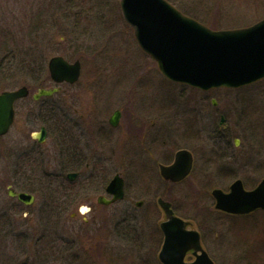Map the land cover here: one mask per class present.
Segmentation results:
<instances>
[{"label": "rangeland", "instance_id": "obj_1", "mask_svg": "<svg viewBox=\"0 0 264 264\" xmlns=\"http://www.w3.org/2000/svg\"><path fill=\"white\" fill-rule=\"evenodd\" d=\"M167 1L185 15L215 30L247 27L264 18V0ZM39 21L40 26L43 24L45 37L34 45L30 42L29 32L31 24H39ZM132 30L123 19L120 0H0V93L28 86L33 94L40 88L54 87L52 82L45 81L49 77V59L61 55L70 62L80 60L84 94L79 97L81 103L77 105L109 106V115L120 107H134L136 121L141 123L142 120L139 125L148 126V129L154 120L153 146L134 141L121 145L113 142L106 147L112 154L104 160L93 162L89 169H85L84 162L81 168L90 174L99 170L102 176L123 172L127 198L122 204L126 208V220L131 222L134 216L141 233L151 231L149 222L163 219L157 205L158 197H162L173 202L180 215L192 218L198 224V214L204 212L207 219L203 226L205 232L211 235L223 233L227 239L222 253L235 254L229 251L234 249L230 247L234 243L238 255L249 258V261L241 264H251V254L244 241L251 239L259 241V245L264 243L263 227L260 226L259 235L252 237L249 219L218 212L210 191L214 187H227L237 178L250 186L253 182L258 183L263 176L259 171L250 172L248 163L250 159L264 158V81L247 87L206 93L205 119L199 120L195 115V108L199 104L197 94L188 85L164 78L152 59L138 46ZM35 31L31 35L32 40L38 36ZM27 62L33 64L32 71L24 66ZM60 89L62 93L46 100L37 103L21 100L16 104L15 124L8 134L0 137V209L13 204L7 193L9 185L21 183L13 180V168L19 165L17 157L13 160L10 155L13 143L17 146L21 144L14 135L17 132L20 134L23 129L29 131V122H32L31 130H35L45 120L54 121L52 116L56 112L55 102L58 99L65 100L61 106L73 105L72 95L80 87L64 84ZM213 98L217 100L216 106L212 104ZM57 105L60 106V103ZM51 110L53 113L48 116ZM219 111L225 114L224 131L228 140H200L199 127L205 125L206 135L211 134L212 128L219 125ZM13 138L19 142H13ZM235 139H238V146L234 144ZM178 148L194 151L196 166L192 175L181 183L165 182L160 177L157 163L163 162L165 152H174ZM217 148L220 153L235 154L237 158H223L219 165L204 161ZM46 160L47 172L54 175L58 170L56 160ZM36 176L42 177L39 167ZM48 179L54 180L53 177ZM43 183L45 185V179ZM140 200L145 204L135 208L134 203ZM15 216L16 232L12 237L20 238L17 231H21L19 228L22 227L30 236L26 239L30 256L18 258L20 242L15 239L14 259L17 260L14 264H94V257L83 251L84 248L77 256L66 252L61 254L56 249L55 239L51 244L47 242L45 255L40 257L39 234L42 225L38 216ZM233 238L236 240L233 241ZM126 252L122 258L101 260L103 264H108L109 260L111 264H141L142 260L152 264L147 261L150 259L147 256L140 257L133 245L130 250L127 244ZM226 260L228 262L224 261L223 264H234L232 258L227 257ZM233 260L236 261L234 257Z\"/></svg>", "mask_w": 264, "mask_h": 264}, {"label": "flooded vegetation", "instance_id": "obj_2", "mask_svg": "<svg viewBox=\"0 0 264 264\" xmlns=\"http://www.w3.org/2000/svg\"><path fill=\"white\" fill-rule=\"evenodd\" d=\"M81 77L82 76H80V79ZM80 79L74 84H68L80 87V90L72 95V98H74L73 105L61 106V103L65 100L63 98L58 99V101L55 102L56 112L53 113V110H51L49 111L50 115H48L51 116L53 113L54 116H52V118L54 121L45 120L44 123L35 130H31L30 124L32 125V122H29V128L27 129L29 131L23 129L20 134L17 132L14 135L15 138L17 137L21 141V144L17 146L16 143H13L12 146L10 157H12L13 160L17 157L19 165L18 168H13V180L15 182L21 181V183H19V185L15 184L14 186L9 185L7 193L13 204L0 209V242L5 243H0V264H14L16 259H14L15 239L20 242L18 258L23 255L30 256L29 246L26 240L30 238V236L23 231L22 227L19 228L21 231H17V235L20 238L12 237L16 232L14 228L17 220L16 214H20L23 217L30 216L32 218L38 216L42 225L39 234L40 257L42 258L45 255L44 252H46V248H48L47 242L51 244L55 239L56 249L61 254L66 252L77 256L79 251L84 248L83 251H87L88 254L94 257V264H103L101 259H110L109 257L114 259L122 258L127 253V244H129L130 250H132L133 245L135 252H137L140 257L144 255V257L147 256L150 258L147 260L149 263L154 264L155 256L156 264H164L160 259V254L165 242L162 223L167 219L166 212L161 208L158 201L157 205L159 211L163 213V219L160 222L155 220L153 223L150 220L151 223L149 222V224H151L152 227L151 231L141 233L137 225V219L132 216V214V221L128 222L126 220L127 212L125 206L122 204L124 199L127 198L126 180L123 172L119 171L113 176H102L99 170H96L97 172L93 171L91 174L85 172V169L90 168V164L92 165L95 161L104 160L106 156L112 154L110 149L106 147L112 145L113 142L121 145L122 143L125 144L129 141H134L139 142L141 145L149 143L153 146L154 120L151 121L149 124L150 128L148 129V126L143 127L139 125L140 121H136L134 107H120L113 110L109 115V106L77 105L78 102L81 103L79 97L84 94L82 91L84 81ZM262 81H264V79L252 85ZM64 84L67 83L56 85L58 91L55 94L62 93L60 86ZM190 89L198 96L199 104L195 108V115L199 120H201V118L202 120L205 119L204 105L206 93L215 90H226V88L201 90L193 87H190ZM35 94H37V91L32 94L31 90H29L28 96L18 100L16 104L21 100H26L29 103H37L53 96L36 99L34 97ZM30 97L31 99H29ZM57 103H60V106H58ZM212 104L214 106L217 105V100L215 98L212 99ZM44 110L47 109L44 108ZM117 114L118 116L115 119L114 116ZM218 114L220 117L219 125L212 128V133L207 134L209 137L206 135V126L203 125L199 127L200 140L205 141V139H210L219 142L228 140V136L224 131L226 129L224 125L225 114L222 111H219ZM142 122L141 120V123ZM143 131L145 132L144 134ZM15 141L19 142L14 139L13 142ZM237 141L238 139L234 141L236 146H238ZM18 149L22 150L19 151ZM180 150H188L192 154L191 171L182 181L192 175L196 166V154L188 148H178L174 152H165L163 162L157 163L160 177L165 182H182L167 180L161 174V166L171 165L175 161L177 152ZM151 152L152 156H154V150ZM220 152L221 151L217 148L216 151L212 152L204 161L211 164L217 163V165H219L223 161V158L227 160H235L237 158L235 154ZM113 154L114 156L117 155L116 153ZM46 159L56 160L58 170L54 175L53 173L47 172V166L45 167ZM260 159L261 158L250 159L248 163L250 172L256 173L259 171L263 173L258 183L253 182L252 185L249 186L245 184L241 178H237L227 187H214L210 191L212 198H214L213 191L215 189H221L225 193L230 192L231 185L236 180H241L246 190H254L264 180V158ZM158 160L159 159H157V161ZM87 161L89 163H87ZM84 162H86L85 169H82V163ZM37 167H39L42 172V177L40 178L36 176ZM152 169L154 170L153 166ZM73 174L75 176L73 179H70L69 175ZM116 175H119L124 180L123 196L117 199H115L114 193L108 191L109 184ZM43 177L45 179V185L43 183ZM52 177L54 180L49 181L48 178ZM79 181H81L80 184H78ZM11 191L13 194H11ZM14 193H26L31 195L32 198L28 197L26 199L27 201H22L18 198V195ZM40 199L42 201L39 203L38 201ZM166 201L170 202L173 214L186 222L185 230L196 231L198 233V235H191V237L185 240L177 239L172 241L171 248L167 251L170 264H179L180 257V264H223L224 261H227V257L232 258L231 261H233L234 264H241L245 261H249V258L246 259L244 255H238L239 252L234 250L236 248V244L233 247L234 243L230 244L232 245L230 247L234 249L229 251H234L235 254L222 253L224 241L227 239H225L223 233H215L213 236L211 235L212 233L205 232L203 226L206 224L207 219L204 212L203 214H198L200 217V224H198L194 219L180 215L175 205H173V202L167 199ZM144 204L142 200L134 203L135 208H140ZM215 205L214 208L216 209ZM216 210L230 217H247L249 219L248 223H250L252 237L260 234V226L263 227L262 229L264 232V208H257L244 215H235L223 210ZM155 213L156 211L154 210V215ZM257 222H259V224H257ZM170 230L182 233L184 228L175 226L171 227ZM216 230L218 231L219 229ZM143 235H148L150 238L148 239L147 236ZM233 235L231 234V236ZM233 239V241L236 240V238ZM262 240L264 242V237ZM83 241L86 242V245ZM244 242L246 246L248 245V252L251 254L250 263L264 264V243L259 245L257 243L259 241H252L251 239H249L248 242ZM244 242H242V244H244ZM49 246L52 247L51 245ZM233 257L236 261L233 260ZM108 264H111L110 260ZM141 264H147L146 260H142Z\"/></svg>", "mask_w": 264, "mask_h": 264}, {"label": "water", "instance_id": "obj_3", "mask_svg": "<svg viewBox=\"0 0 264 264\" xmlns=\"http://www.w3.org/2000/svg\"><path fill=\"white\" fill-rule=\"evenodd\" d=\"M120 6L139 46L153 58L169 80L209 90L238 88L264 79V19L249 27L213 30L184 15L166 0H121ZM48 69L55 83H75L81 74V62L76 60L71 63L56 55L49 59ZM57 90L42 88L34 97L50 96ZM28 94L26 86L0 93V136L5 135L14 122L16 100ZM117 116H114L115 119ZM191 168L192 154L188 150H180L171 165L161 166V174L167 180L181 181ZM74 176L69 175V178ZM123 189L124 180L116 175L108 191L114 193L117 199L123 196ZM15 195L22 201L32 198L26 193ZM213 195L217 209L248 214L257 208H264V180L252 191L246 190L241 180H236L230 192L215 189ZM158 202L167 219L162 223L165 242L160 259L164 264H170L167 251L172 241L185 240L198 233L185 230L186 222L173 214L170 202L162 198ZM175 226L184 228L183 232L170 230Z\"/></svg>", "mask_w": 264, "mask_h": 264}, {"label": "trees", "instance_id": "obj_4", "mask_svg": "<svg viewBox=\"0 0 264 264\" xmlns=\"http://www.w3.org/2000/svg\"><path fill=\"white\" fill-rule=\"evenodd\" d=\"M37 22H38V20H37ZM33 23V24H31L32 25V27L30 28V32H29V38H30V42H33V44L34 45H37L38 44V42H40L42 39L44 40V37H45V32L43 31V24H42V26H40V21H39V24L38 23ZM36 30V31H35ZM36 32L37 33V37L36 38H34V40H32V38H31V35L33 34V32ZM28 36V35H27ZM46 41V40H45ZM25 67H29V70L30 71H32L33 70V64L32 63H25V65H24ZM45 81H50V78L49 77H47L46 79H45Z\"/></svg>", "mask_w": 264, "mask_h": 264}]
</instances>
